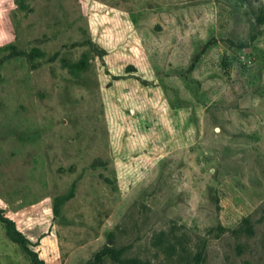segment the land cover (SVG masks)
I'll return each mask as SVG.
<instances>
[{
    "label": "rangeland",
    "instance_id": "rangeland-1",
    "mask_svg": "<svg viewBox=\"0 0 264 264\" xmlns=\"http://www.w3.org/2000/svg\"><path fill=\"white\" fill-rule=\"evenodd\" d=\"M0 210L43 264H264V0H0Z\"/></svg>",
    "mask_w": 264,
    "mask_h": 264
},
{
    "label": "trees",
    "instance_id": "trees-1",
    "mask_svg": "<svg viewBox=\"0 0 264 264\" xmlns=\"http://www.w3.org/2000/svg\"><path fill=\"white\" fill-rule=\"evenodd\" d=\"M260 19H257V24H259ZM254 35H252V38ZM241 47V46H240ZM0 224L3 227L4 234L8 241L15 244L18 248H20L23 253L26 255L28 261L30 264H43L42 260H40L37 256V254L30 248V244L28 240L16 229L15 224L10 219L4 217L2 215V212L0 210ZM103 252L100 251L95 254L96 260L100 261V258L102 256ZM117 264H148L147 262H141L138 259H128L125 261H121L119 259H116ZM198 261H196L195 264H197Z\"/></svg>",
    "mask_w": 264,
    "mask_h": 264
}]
</instances>
